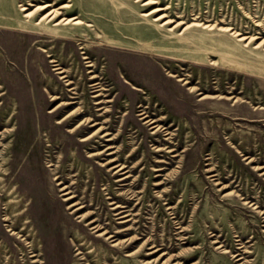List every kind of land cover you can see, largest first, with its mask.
<instances>
[{"label": "rangeland", "instance_id": "rangeland-1", "mask_svg": "<svg viewBox=\"0 0 264 264\" xmlns=\"http://www.w3.org/2000/svg\"><path fill=\"white\" fill-rule=\"evenodd\" d=\"M98 2H91L95 11L87 15L99 25L104 44L90 33L88 58H83L77 42L70 48L60 43L55 49L65 57L59 62L69 70L67 80L46 57L49 68L38 89L45 112L67 106L83 111L79 118L98 122L84 124L83 133L76 134L100 127L84 147L86 152H96L99 143L114 147L83 158L77 144L63 149V135L50 134L43 140L42 160L60 199L65 195L54 179L56 171L78 194L73 201L83 197L86 206L73 214L74 219L79 213L96 217L105 208L101 201L118 200L130 214L107 224L112 230L103 238L97 235L99 229L85 236L79 249L71 243L76 258L72 263L264 264V231L256 225L258 210H264V167L254 169L264 166V0ZM19 3L0 0V93L5 92L0 107L7 95L13 109L17 99L33 101L29 75L22 71L28 84L20 96L17 81L8 73L14 59L6 32L12 20L25 19ZM155 6L162 8L157 14L165 13L171 21L159 25L153 20L154 12H148ZM104 10L111 16L99 18ZM71 27L61 24L58 30ZM11 127L15 132V120ZM15 137L11 134L9 140ZM110 158L116 159L108 163ZM119 163L126 172L113 174L111 167ZM109 190L115 198H108ZM248 200L258 207L243 203ZM3 212L1 204L0 264H55L48 253L46 260L41 254L23 257L24 244L6 237ZM126 227L130 230L117 240L106 239ZM127 238L133 239L129 247L112 245Z\"/></svg>", "mask_w": 264, "mask_h": 264}, {"label": "bare ground", "instance_id": "bare-ground-1", "mask_svg": "<svg viewBox=\"0 0 264 264\" xmlns=\"http://www.w3.org/2000/svg\"><path fill=\"white\" fill-rule=\"evenodd\" d=\"M119 1L124 2L125 0ZM151 1L144 0L143 3L147 4ZM91 2L99 3L98 0H74V2L71 0H20L19 7L23 11L22 16L25 19L20 22L12 20L13 25L9 27L10 31L6 32L8 52L10 57L14 59V67L8 73L15 79V82L17 81L15 88L20 92V96L28 84L27 79L22 75V71L29 75L33 86V101L30 104L20 103L16 98L17 103L14 110L7 100L8 96H2V106L0 107V205L2 204L4 210L3 219L8 221L6 224V231L8 232L5 233L7 238L16 240L18 238V241L24 244L20 247L23 257H27L29 253L31 257L39 254L45 256L48 253L50 254L49 261L55 264H75L72 263L76 259L71 249L73 243L79 249L82 245V239L85 236H93L94 232L99 229L103 230L97 235L103 238V235L112 230L106 228L107 224L130 214L129 208L124 209L126 205L117 203L118 200L101 201L105 208L96 217L89 218L91 214L79 213L76 215L78 218L74 219L73 214L80 212L86 206L83 204V197H79L78 201H73L78 194L69 189L71 184L67 185L64 182L66 177L58 175L53 167L51 169L56 171L53 172L54 179H57L58 183L61 184L60 190L65 195L60 199L57 187L51 177V171L45 168L42 160L43 140H45V136L51 137L50 134H54V136L63 135L60 140V146H63V149L67 148L69 144H77V154L83 158L105 153L107 149L114 147V145H107V143H99L96 146L98 149L96 152H86L84 147L87 148L86 144L96 135L100 127L89 134L80 135V137H77L76 134L83 133L84 124L88 123L89 126H95L98 122L89 116L79 118L83 111H78L75 108L68 109L67 106L61 109L62 112L58 108L59 105L53 106L45 112L44 96L38 89L43 84L44 72L49 68L45 63L46 57H50L49 61L55 62L53 69H56L59 77L67 80L69 70L61 66V62H59L65 57L62 54L57 55L55 49L60 43L64 47L70 48L74 42H77L81 48V53H83V58H88L90 33L95 35L94 40L104 44L105 36L99 34V25L95 24V19L87 15L88 11H95L91 9ZM161 9L160 6H155L148 12H154L153 20H157L159 25L171 21V18H168L165 13L157 14ZM68 12L73 13L67 14ZM101 13L99 18L112 14L107 13L106 10ZM89 15L91 16V14ZM68 23L72 24L70 30H58L61 24ZM178 23L179 21L176 22V25ZM195 24L212 26V24H204L199 21ZM220 28L231 31L227 26ZM231 33L238 35L239 39L244 38L241 33L236 31H231ZM261 42L262 40L258 44ZM50 43L51 46H47ZM25 60L26 68H24ZM87 62L88 65L92 64L89 59ZM94 87L95 90L100 89L97 83L94 84ZM1 93L5 94V92ZM53 97L52 95L51 99ZM38 98L39 100H37ZM35 112L37 114L36 119L33 118ZM59 112L63 115L53 117ZM14 120L17 123L15 132L11 127ZM92 120L93 122H90ZM149 121L155 123L156 120ZM65 125L70 127L65 128ZM64 131H66L65 134ZM14 133L17 137L14 140H9L11 134ZM100 145H105V149L99 148ZM110 159L108 163L116 158ZM51 161L50 159L49 165L54 164ZM125 167L119 163L113 165L110 170L115 169L113 174L125 173L126 171H122ZM261 167L264 166L254 169ZM124 177L119 178V180ZM109 181L113 180L109 177ZM108 193L112 194L108 198H115L111 190ZM64 201L68 203L67 206ZM243 203L247 206L258 207L251 200ZM108 204H112V206ZM67 208H71V210L67 211ZM257 215L256 225L261 226L262 231H264V210L259 209ZM105 220L108 221L105 222ZM125 230L128 231L130 228L113 230L115 233H110L106 239L117 240L118 236L123 234ZM125 241L128 243L124 244ZM125 241L118 240L112 245L117 244L121 248H126L131 246L133 239L127 238ZM44 258L47 259L46 256ZM32 261L40 263L38 258H34Z\"/></svg>", "mask_w": 264, "mask_h": 264}]
</instances>
